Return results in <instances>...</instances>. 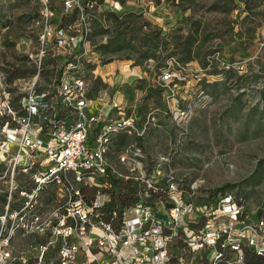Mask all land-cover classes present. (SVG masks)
Returning <instances> with one entry per match:
<instances>
[{
    "label": "rangeland",
    "instance_id": "374dc122",
    "mask_svg": "<svg viewBox=\"0 0 264 264\" xmlns=\"http://www.w3.org/2000/svg\"><path fill=\"white\" fill-rule=\"evenodd\" d=\"M47 1L58 6L59 0ZM116 1L114 9L98 10L89 22L92 54L106 68L134 65L133 73L123 72L127 82L141 71L128 101L138 99L142 121L153 110L155 123L138 138L117 136L113 151L138 144L141 167L159 169L154 177L146 171L149 182L125 181L113 192L115 208L139 199L153 211L134 228L140 236L133 239L136 248L118 246V251L135 257L131 264H247L252 252L264 254V0ZM38 4L0 0V85L13 95L17 77L34 69L35 57L25 45L34 41L31 19ZM214 51L245 59L241 70L218 68L211 60L197 85L189 78L192 87L179 102H197L190 117L175 122L151 77L163 65L203 67ZM42 61L54 65L59 59L46 54ZM51 72L45 66L41 77ZM170 206L176 207L173 215ZM130 214L129 206L123 214L116 211V216ZM259 218L263 226L256 227ZM34 240L28 236L14 242V250L26 248L24 264H35L28 251ZM82 256L88 261L84 264H97ZM55 263L52 246L41 264Z\"/></svg>",
    "mask_w": 264,
    "mask_h": 264
},
{
    "label": "built area",
    "instance_id": "2783aa9c",
    "mask_svg": "<svg viewBox=\"0 0 264 264\" xmlns=\"http://www.w3.org/2000/svg\"><path fill=\"white\" fill-rule=\"evenodd\" d=\"M116 4V0H59L55 7L39 0L31 19L34 41L25 45L29 56L35 57L34 69L17 77L15 95L0 85V264H24L26 248L14 250V242L28 236L35 237L28 247L35 264L45 262V252L52 246L55 264L88 263L82 254L97 264L135 260L118 246H133V239L140 237L135 226L153 211L139 199L119 209L109 202L125 181L149 182L159 169L141 167L138 144L122 145L114 152L112 140L124 135L138 138L155 123L154 112L149 110L142 121L138 99L128 101L140 76L127 82L123 72L133 73L134 65L106 68L92 54L87 38L95 13ZM46 54L59 61L43 65ZM210 56L203 67L163 65L151 77L152 86L161 89L164 111L175 122L186 121L197 104H179L192 87L187 83L190 77L197 85L211 60L218 68L238 71L245 61L225 58L218 51ZM45 66L52 72L41 77ZM197 88L194 91L203 96ZM127 206L128 217L116 216ZM168 209L173 215L176 207ZM262 224L259 218L255 226ZM156 240L160 242V237ZM152 256L157 261L159 253Z\"/></svg>",
    "mask_w": 264,
    "mask_h": 264
},
{
    "label": "trees",
    "instance_id": "16d2710c",
    "mask_svg": "<svg viewBox=\"0 0 264 264\" xmlns=\"http://www.w3.org/2000/svg\"><path fill=\"white\" fill-rule=\"evenodd\" d=\"M119 32H122V30L121 29H119ZM140 71V70H139ZM16 75H18V73H15ZM138 75L140 76L139 77V79H141V77H142V75H141V71H140V73H138ZM137 76V75H136ZM133 78H136V77H133ZM110 204H113V200H110V202H109ZM262 221H263V219H262ZM262 226H263V224H262ZM217 241H216V247L218 248V249H220V247H219V239H216ZM245 262L247 263V264H264V254H262L261 252H252V254H251V256L249 257V258H247L246 260H245Z\"/></svg>",
    "mask_w": 264,
    "mask_h": 264
}]
</instances>
